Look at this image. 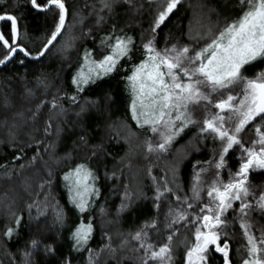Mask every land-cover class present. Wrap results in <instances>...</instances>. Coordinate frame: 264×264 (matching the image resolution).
<instances>
[{
  "label": "snow or ice",
  "instance_id": "1",
  "mask_svg": "<svg viewBox=\"0 0 264 264\" xmlns=\"http://www.w3.org/2000/svg\"><path fill=\"white\" fill-rule=\"evenodd\" d=\"M117 2L98 0V8L92 5L96 25L106 22ZM123 2L134 4V0ZM181 2L156 0L149 27L141 32L138 56L136 37L113 23L100 37L99 54L93 48H84L69 86L50 92L52 85L47 76L38 75L36 84L25 88V98H33L35 103L0 119L10 145L19 149L12 156V162L24 159L25 148L35 147V154L26 164L7 160L0 164V169L11 178L17 169L31 167L41 158V151L55 148V143L47 138L60 137L70 108L80 121L96 105V100L84 95L91 85L124 70L126 119L120 125L115 122L108 125V138L127 141L126 155L134 151L133 137L138 140L141 134L144 139L136 148H142L145 158L171 154L185 129L196 126L195 136L183 146V155L173 157L163 177L158 180L152 176L151 167L148 169L154 185L153 206L158 215L146 219L119 244L114 245L112 237L105 233L108 242L104 246L96 250L90 247L95 225L94 217L86 214L101 195L100 177L92 167V160L98 157L103 145H91L90 129L80 123L78 142L85 149H91L89 154L79 160L72 153L56 158L57 163L66 160L71 165L60 175L69 193V203L79 213V222L69 233L68 250L61 252L56 239L46 238L37 229L28 236L19 264H33V257L41 252L56 264H75L77 256L87 252L86 264H98L105 250L116 258L118 252L128 250L129 246L139 254V264H174L175 238L189 230L191 237L185 236L182 241V264H215L217 257L222 264H234L229 237L237 224L243 239L240 264H264V227L257 229L252 215L259 211L264 219V190L257 191L250 179L254 172L264 175V0H235L234 13L230 18L225 17L218 30L208 27L195 36L190 32L195 44L181 43L178 39L169 42L166 38L164 47H160L157 36ZM27 13L50 17L52 22V28L43 35L36 51L25 43L31 40L23 25ZM68 15L66 0H0V69L16 62L20 65L29 60L41 62L54 48L67 54L79 39L67 34ZM79 23L84 24L83 17ZM86 32L91 36L93 29L88 28ZM0 106L13 107L7 96L0 101ZM29 121V140L16 143L18 129ZM250 131L254 135L245 140ZM207 141L213 145L212 154L207 160L193 163L190 188L185 192L179 180L180 165L191 152L201 150L200 142ZM233 156L237 158L230 164ZM46 167L47 175L39 185L42 192L46 187L51 190L56 181L54 169L47 163ZM105 175L117 177V172L106 171ZM25 187L31 188L28 180ZM141 195L146 194L141 192ZM162 201H167V211L161 218ZM134 202L135 194L125 185L118 213L129 209ZM43 206L47 207V197ZM27 209L30 220L39 221L44 214L40 201L29 203ZM100 211L103 213L105 209L101 207ZM8 217L0 222V238L11 241L25 226L24 216L9 205ZM55 219L61 225L64 223L63 209L57 208ZM153 230L157 239H153ZM161 231L166 232V239L162 241Z\"/></svg>",
  "mask_w": 264,
  "mask_h": 264
},
{
  "label": "trees",
  "instance_id": "2",
  "mask_svg": "<svg viewBox=\"0 0 264 264\" xmlns=\"http://www.w3.org/2000/svg\"><path fill=\"white\" fill-rule=\"evenodd\" d=\"M156 0H134L133 5L118 0L113 12L106 19V22L100 26L95 23V15L91 14L92 5L99 7L98 0H66L69 8V15L66 20L68 35L79 37L75 41V47L68 50L67 54L61 53L54 48L47 56V59L41 62L26 61L25 65L18 62L9 64L6 68L0 70V101L7 96L13 107L5 109L0 106V119L4 116L11 117V113L18 110H26L35 103L33 98H25V88L33 87L36 84L38 75H45L52 87L50 92H55L57 87H67L70 85L72 73L81 62V53L84 48H93L99 54L100 37L108 31L113 23L124 28L126 32L136 37L137 47L135 52L137 56L140 52L141 32L149 27L154 4ZM235 11V0H182L178 9L174 11L166 26L157 36L158 46H162L167 37L169 41L180 40L181 43L195 44V40L190 39V32L195 36L197 32L206 31L208 27L218 30L223 26L225 17H231ZM80 13L81 15H75ZM84 18V24L79 20ZM23 25L27 28L31 40L25 41L27 46L33 51L39 49L42 43L43 35L52 28L50 17L44 15H35L33 13L25 14ZM93 29L92 35H87L86 30ZM200 43H203L201 41ZM59 47V46H58ZM125 71L121 70L118 74L114 73L111 77H106L98 81L97 85H91L84 95L96 100L97 103L91 107L88 113L78 121L75 112L70 108L67 114L66 122L63 123L64 131L57 139L55 136L47 139L55 143V148H49L47 152L41 151L40 157L31 167L17 169L16 174L9 178L3 169H0V222L7 220L9 205L17 213H23L24 227L21 228L18 237L11 241L0 238V264H19L21 250L25 246L28 236L39 229L48 239H56L58 249L61 252H67L70 241V230L79 222V213L69 203V193L63 185L61 172L71 166L66 160L56 162V158L64 157L66 153H72L75 160L86 157L91 151L79 145L78 134L80 132L79 124L83 123L90 129L89 142L91 145L102 144L103 149L98 157L93 158L92 167L96 168L100 177L98 185L101 195L95 200V207L87 215L94 217L95 230L90 241V247L94 250L101 248L108 241L105 233L112 237L114 245L119 244L124 236L134 232L140 227L146 219L155 216V207L153 206L152 195L154 185L152 176L159 180L164 176L166 169L170 166L173 157L178 153H184V147L193 139L196 134L194 129L188 128L182 133L174 145L171 154L161 156L159 167L148 174L150 167L149 157L145 158L142 148H136L144 137L141 134L137 140L133 137L134 151L126 155L129 150L127 141L108 138V125L116 123L120 125L126 119L127 93L124 87L122 77ZM39 96V92L37 93ZM111 99H108V97ZM135 128L134 122L129 120ZM31 131V122L18 129V139L16 143L29 140L28 133ZM42 135V134H37ZM248 138L253 136L247 134ZM201 150L191 152L180 165L179 180L183 190L187 192L189 176L192 165L196 160H207L212 154V143L210 141L200 142ZM178 150V151H177ZM19 149H14L8 140L6 129L0 126V164L6 160L16 164L24 163L35 154V147L25 148L26 156L23 160L12 162L11 158ZM183 155V154H182ZM123 158V159H121ZM234 156L232 157V159ZM231 159V161H232ZM231 161L229 163L231 164ZM51 166L56 173V181L51 190L47 187L42 192L39 185L42 177L47 175V167ZM117 172V177L106 176L105 172ZM152 171V170H151ZM251 182L257 191L264 190V175L254 172L251 176ZM25 180L31 184L30 189H26ZM125 185L135 194V202L131 207L121 213L117 209L121 203ZM143 192L146 195H141ZM47 197V207L44 208L43 202ZM33 201H40L44 214L36 219H29L27 205ZM58 202V204H57ZM105 211L101 213L100 208ZM57 208L63 209L65 221L61 225L55 219ZM254 226L256 228L264 227V219L259 211L254 212ZM32 216H36V209H32ZM230 219V217H229ZM185 236L191 237V231H182L175 238V260L174 264H182ZM230 243L232 245L231 257L234 264H240L243 239L240 228L236 226L235 231L230 234ZM240 248V252L237 249ZM76 255V254H74ZM139 254L133 252L129 246L128 250L118 252L116 258L103 252L98 264H139ZM15 257V259H13ZM87 252L77 256L75 264H86ZM56 264L53 258L45 257L41 252L33 257V264ZM215 264H222L217 257Z\"/></svg>",
  "mask_w": 264,
  "mask_h": 264
},
{
  "label": "rangeland",
  "instance_id": "3",
  "mask_svg": "<svg viewBox=\"0 0 264 264\" xmlns=\"http://www.w3.org/2000/svg\"><path fill=\"white\" fill-rule=\"evenodd\" d=\"M167 38H169V37H167ZM169 42H173V41H169ZM164 43H165V41L163 42V44H162V46L161 47H164ZM197 115H199V113H197ZM189 128H191V129H194L195 131H196V126H190ZM188 129V128H187ZM186 130V129H185ZM250 133H252V135H254V132H252V131H250V132H248L247 134H250ZM245 135V140H248L249 138H248V135ZM252 137V136H251ZM211 142V141H210ZM182 151H180L179 153H178V156H177V158H179L180 156H182ZM161 158V157H160ZM160 158H157L155 155H152V156H149V163H150V167H151V170H152V173L154 174V171L159 167V160H160ZM236 156H234V158L232 159V161H231V164H233L234 163V161L236 160ZM208 178L210 179L211 178V172L208 174ZM191 179H192V169H191V174H190V176H189V181H188V189H187V192L189 191V188H190V184H191ZM190 194V193H189ZM167 211V201H162V207H161V209L159 210V215L161 216V218H162V216H163V214L165 213ZM158 215V211H157V209L155 208V216L154 217H156ZM230 219H231V217H230ZM236 226H238L239 227V225L237 224ZM256 226V225H255ZM257 229H259V228H257ZM153 232H154V235H153V239H157V235L155 234V230H153ZM240 232H241V230H240ZM159 239L162 241V240H165L166 239V232H164V231H161L160 233H159ZM242 252H243V250H242Z\"/></svg>",
  "mask_w": 264,
  "mask_h": 264
},
{
  "label": "water",
  "instance_id": "4",
  "mask_svg": "<svg viewBox=\"0 0 264 264\" xmlns=\"http://www.w3.org/2000/svg\"><path fill=\"white\" fill-rule=\"evenodd\" d=\"M31 61V60H30ZM1 70V69H0Z\"/></svg>",
  "mask_w": 264,
  "mask_h": 264
}]
</instances>
